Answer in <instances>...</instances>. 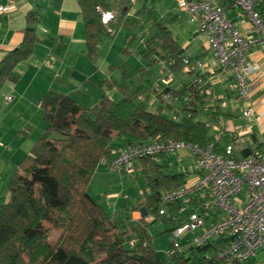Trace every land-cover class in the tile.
<instances>
[{
    "label": "trees",
    "instance_id": "16d2710c",
    "mask_svg": "<svg viewBox=\"0 0 264 264\" xmlns=\"http://www.w3.org/2000/svg\"><path fill=\"white\" fill-rule=\"evenodd\" d=\"M77 4L83 25L84 53L93 64L99 58V46L111 43L118 31L124 30L129 34L126 45L131 46L138 37L143 42L138 54L148 66L139 68L140 79L144 74L150 75L148 69L163 63L165 76L167 72L174 77L185 71L193 80L184 91L155 84L152 94L160 102L156 110L145 103L146 97L140 100L141 86L131 88L132 78L124 67L120 68V83H107V90H115L120 99L113 101L103 96L99 105L90 110L81 108L69 96L47 92L41 102L45 125L42 135L23 161L3 179L0 264H226L218 258L219 251L229 242L226 235L201 247L183 249L181 253L172 254L170 246L167 263L159 259L153 247L148 226L161 221L165 227L175 228L189 213L197 212L205 200H211L207 194L197 192L187 201L164 205L165 214H160L162 196L184 186L193 172L182 169L176 173L175 166L158 165L151 158L140 160L148 192L132 209L135 212L144 208L146 212L136 222L130 216L106 215L89 195L88 186L97 169L111 171L101 163L112 158L111 145L116 138L123 139L122 148L149 139L199 146L217 141L211 134L210 123L200 120L197 109V104L209 95L207 73L196 72L194 66L199 60L184 55L168 24L157 19L152 7L142 4L133 11L132 0H77ZM107 13L112 18L103 24L102 16ZM38 24V18L31 14L22 43L0 62V84L15 81L16 67L34 54L40 44L35 33ZM152 30L156 35L148 39ZM122 52L130 54L127 49ZM196 75L205 82L201 96H195L199 89L194 83ZM164 95L178 102L165 104ZM184 97L189 100L184 102ZM216 146L217 153L224 155ZM149 217L154 221L146 222ZM204 217L207 221L214 220L217 214ZM44 222L51 224L58 234L54 245L48 243L42 230Z\"/></svg>",
    "mask_w": 264,
    "mask_h": 264
},
{
    "label": "crops",
    "instance_id": "0c3cea01",
    "mask_svg": "<svg viewBox=\"0 0 264 264\" xmlns=\"http://www.w3.org/2000/svg\"><path fill=\"white\" fill-rule=\"evenodd\" d=\"M137 1L138 7L134 6L133 11L144 4ZM176 1L178 7V2L182 0ZM0 7L6 8V12L0 15V62L22 43L31 14L39 20L35 33L40 40L30 59L16 67L14 73L17 79L0 84V180H3L13 167L23 161L42 135L45 125L41 102L47 92L55 91L69 96L78 106L90 110L99 105L103 96L113 101L120 99L115 90H107V83H120L122 73L119 76V66L110 60V55L112 56L114 51L107 47L110 45L107 42L99 46L100 54L95 64L85 55L83 25L77 0H0ZM167 13L171 17L170 22L165 21L158 12L154 14L158 20L168 24L174 41L184 55L206 63V67L209 68L206 74L209 95L197 104L200 120L210 123L211 134L217 140L220 150L226 152L230 149L236 160L247 158L253 151L259 149L264 140V45L252 48L247 53V62L256 67V71L250 81L254 115L252 118H245L242 116V101L232 88V78L223 67L214 63L212 53L203 38L196 37L192 31L182 26L177 27L175 35L173 28L179 25V18L175 13L171 14L172 10ZM227 15L243 39L258 36L247 18L239 11H229ZM131 16L132 14L129 15ZM118 35L128 41L129 34L126 31L120 30L116 36ZM155 35L156 31L152 30L148 32L147 38ZM138 40L140 47L143 42L139 37ZM210 63H214V66ZM155 68L158 70L156 74H152V69H148L150 74L148 77L145 74L141 79L137 77L136 83L131 79L132 89L142 87L143 96L140 100L143 101L146 97L145 103L151 110L160 107L159 99L152 93L154 85L160 84L165 76L161 67ZM192 80L193 76H186L184 71L174 75L170 87L174 91H184L185 86ZM9 96L12 100L7 102L6 98ZM117 96L119 98L116 99ZM111 147L114 151L124 147L123 139L116 138ZM189 160V155L183 152L176 155V158L159 157L155 159V163L175 166L176 173L182 169L193 172ZM139 170L143 171L140 164L137 166V171ZM98 171L100 168L92 180L99 174ZM190 179L191 177L187 181ZM3 189L4 184L3 187L0 186V193ZM141 214V217L146 216L144 208L132 213L126 211V216H130L135 222L140 219ZM262 252L264 248L247 264H264V260L262 262L258 260Z\"/></svg>",
    "mask_w": 264,
    "mask_h": 264
},
{
    "label": "built area",
    "instance_id": "2783aa9c",
    "mask_svg": "<svg viewBox=\"0 0 264 264\" xmlns=\"http://www.w3.org/2000/svg\"><path fill=\"white\" fill-rule=\"evenodd\" d=\"M178 8L197 26L195 35L203 38L214 63L223 67L232 78V88L242 101V116L252 118L250 81L256 67L247 62V53L264 45V0H182L178 2ZM229 11H239L245 16L258 36L243 39L229 21ZM5 12L6 8L0 7V15ZM111 18V14H104L103 24ZM184 63L187 65L188 61ZM214 63L210 64L214 66ZM194 68L200 75L209 69L202 61H196ZM165 69L162 67L161 71ZM172 80L173 75L167 72L160 83L167 87ZM194 83L199 87L195 96L203 95L205 82L202 77L196 75ZM188 97L183 101L187 102ZM11 100V96L6 98L7 102ZM162 101L169 105L178 102L170 95H164ZM216 145L217 142L212 141L199 146L170 139H149L114 151L112 158L101 164L113 172L133 176L140 160L187 153L194 177L162 196L160 214H165L164 205L187 201L197 192L207 194L211 200H205L197 212L189 213L171 229L172 254L213 243L226 235L229 242L219 251L218 258L226 264H247L264 248V140L258 150L242 160H236L230 149L219 155ZM243 194L244 198H241ZM216 214L214 220L207 221L204 217L212 218ZM150 218L153 219L149 217L146 221ZM182 236H186L184 245L177 242Z\"/></svg>",
    "mask_w": 264,
    "mask_h": 264
},
{
    "label": "rangeland",
    "instance_id": "374dc122",
    "mask_svg": "<svg viewBox=\"0 0 264 264\" xmlns=\"http://www.w3.org/2000/svg\"><path fill=\"white\" fill-rule=\"evenodd\" d=\"M133 2L134 6L138 7V1L133 0ZM140 3L147 4L148 7H153L154 13L158 12L159 15H162L167 22H170L169 20L171 18L169 15H167V12L172 10L171 14H176L179 18V25L175 26L176 28H173L174 34L176 33L175 30H177L178 26H182L185 29L192 31L193 34L196 33L197 26L195 24L192 25L190 19L187 16H184L185 14L183 12L178 10L176 0H139V4ZM181 13H183L184 15H182ZM119 35L116 36V38L111 43H109V46L107 45L109 49L111 48L114 51L113 55H110V60H112L115 64H117V66H119V76H121L120 68L124 67L132 80L136 83L139 67H143L146 69V67L148 66V62L142 56L137 55V47L139 46L138 38L131 46H128L126 45L127 39L125 40V38L123 39L122 36ZM122 35L125 34L122 33ZM123 49H127L130 54H124L122 52ZM157 66L162 67V65ZM152 71V74H156V72H158L157 68L155 67L152 68ZM118 96L116 97V99L119 98ZM170 156L176 158V155ZM183 159L185 158H182V160ZM189 164L192 165V162L190 160ZM98 173L99 174L89 184V195L91 196L92 200L99 204L109 216H113L114 214H116L122 216V218H125L126 211L128 213H132V209L137 207L138 202L145 199V196L143 194L144 192H148V186L143 172H141L140 170H136L133 176H126L108 170L104 171L101 168ZM193 177L194 175L192 174L191 179ZM0 186L3 187V180H0ZM4 194L5 189L2 190L0 196ZM240 197L244 198V194L240 195ZM141 216L142 214L140 215V218ZM137 217H139L138 214ZM153 219H148V222L154 221ZM168 227H165L161 221L148 226L149 234L151 235V237H153V247L159 259L162 262L166 263L168 252L170 250V233L167 232V230H171V227ZM42 230L48 237V243L50 245H54L58 239V234L54 230L52 225L44 222L42 224ZM185 240L186 236H182L177 240V242L180 245H184ZM258 260L259 262H262L264 260V252L259 254Z\"/></svg>",
    "mask_w": 264,
    "mask_h": 264
}]
</instances>
